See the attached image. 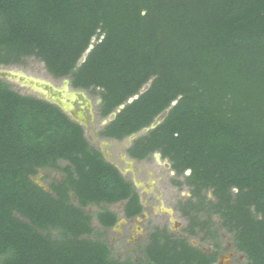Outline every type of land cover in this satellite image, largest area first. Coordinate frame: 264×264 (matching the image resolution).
<instances>
[{
	"label": "trees",
	"instance_id": "16d2710c",
	"mask_svg": "<svg viewBox=\"0 0 264 264\" xmlns=\"http://www.w3.org/2000/svg\"><path fill=\"white\" fill-rule=\"evenodd\" d=\"M0 17V64L39 59L52 77L96 93L99 119L124 105L100 138L122 141L168 109L126 153L168 159L182 178L174 183L189 191L175 205L189 236L219 249L224 230L246 264H264V0H0ZM45 168L64 174L49 190L31 178ZM122 201L127 219L141 213L132 181L84 127L0 79V264L216 260L218 251L157 226L138 261L114 259L106 241L85 237L95 231L86 208ZM118 217L108 207L95 213L103 229Z\"/></svg>",
	"mask_w": 264,
	"mask_h": 264
},
{
	"label": "rangeland",
	"instance_id": "374dc122",
	"mask_svg": "<svg viewBox=\"0 0 264 264\" xmlns=\"http://www.w3.org/2000/svg\"><path fill=\"white\" fill-rule=\"evenodd\" d=\"M5 21L0 17V24ZM97 42L96 37L91 39L90 45L93 46ZM85 56V55H84ZM0 68H8L11 70H20L26 73L28 76L43 79L49 81L55 87H61L63 79H57L52 77L44 67V63L35 57H26L20 64L17 65H2ZM69 79V78H68ZM9 84L12 88L24 95L35 96L40 99H44L40 93L36 92L30 87L23 86L22 84L11 80L2 79ZM69 86L70 80H69ZM149 86V82L142 88L141 92L145 91ZM83 93L84 97L76 99L74 102V109L81 110L83 112L82 126L85 130V136L91 144L96 146L102 152L104 158L112 163L124 177L130 179L134 185V188L139 194L140 202L143 204L145 210L140 219H126L123 217L122 208L123 202L107 205L100 203L99 205H89L86 211L92 214V225L95 231L91 234L85 235V237L94 239L100 238L108 243L111 250V256L114 259L122 260L126 257H136L138 253L135 249L138 242H142L147 237L149 232L148 227H154L156 225H166L170 231L181 234V229L185 226L186 220L175 209V205L179 199H185L189 196V191L186 186L179 187L174 182L175 180H182L177 177L174 171L170 168V162L166 158H162L158 153H153L150 158L142 161H137L129 158L126 154V148L132 143V140L140 135L146 133V128L140 130L137 133L131 134L122 141H118L111 138L102 139L98 136L99 130L104 125V120L109 121V118L114 116H108L105 119H99L97 115V105L99 104V97L96 93H92L89 90L76 89ZM168 109L160 113L153 121L152 124H159L166 116ZM72 119V118H71ZM73 120V119H72ZM84 121V122H83ZM65 162H61L63 164ZM186 174L187 171L185 172ZM32 180L40 184L45 190H49V184L51 182H60L64 178V174L53 168H45L39 170L37 175L31 177ZM211 197V194H207ZM73 201L75 196L71 195ZM108 207L112 211L119 213V220L116 225L109 229H103L98 224L95 213L100 209ZM123 222L119 223L120 221ZM216 218H213L215 220ZM218 222V221H216ZM224 235L222 237L223 249L228 246L225 236L228 235L224 230H221ZM45 233V232H43ZM53 234L57 232L53 231ZM133 239L138 242H133ZM191 242L199 244L197 237H192ZM204 248H210L207 243L202 244ZM230 248L227 249L229 251ZM244 257V256H243ZM224 264H230L229 261Z\"/></svg>",
	"mask_w": 264,
	"mask_h": 264
},
{
	"label": "bare ground",
	"instance_id": "6f19581e",
	"mask_svg": "<svg viewBox=\"0 0 264 264\" xmlns=\"http://www.w3.org/2000/svg\"><path fill=\"white\" fill-rule=\"evenodd\" d=\"M0 76L14 80L23 86L32 88L36 92L40 93L44 98L59 103L63 109L72 111L73 115L79 120H83V112L81 110L74 109L75 100L80 99L81 96L84 97L82 92L70 91L66 85L62 87L66 93H64V91L60 92V88L55 87L49 81L28 76L26 73L20 70L0 68ZM121 222H123V219L119 223ZM222 261L223 259L221 260V263Z\"/></svg>",
	"mask_w": 264,
	"mask_h": 264
},
{
	"label": "flooded vegetation",
	"instance_id": "af4514ba",
	"mask_svg": "<svg viewBox=\"0 0 264 264\" xmlns=\"http://www.w3.org/2000/svg\"><path fill=\"white\" fill-rule=\"evenodd\" d=\"M128 137V136H127ZM126 138V137H125ZM124 138V139H125ZM130 146V145H129ZM128 146V147H129ZM127 149V148H126ZM155 154L156 153H158V152H154ZM127 154V153H126ZM159 155H160V153H158ZM127 156H128V154H127ZM161 156V155H160ZM129 157V156H128ZM129 158H131V157H129ZM132 159V158H131ZM133 160H136V159H133ZM137 161H142V160H137ZM171 168V167H170ZM210 193V192H209ZM211 194V193H210ZM139 195V194H138ZM123 202V201H122ZM139 202H140V199H139ZM140 204H141V206H142V211H141V213L140 214H138V215H136L135 217H133V218H130V219H134V218H138V219H140V217L142 216V214L144 213V210H145V208H144V206H143V204L140 202ZM123 207H124V202H123ZM122 214H123V208H122ZM123 217H124V214H123ZM124 218H126V217H124ZM213 218H216L215 220H213V221H219L218 220V218L216 217V216H214ZM127 219V218H126ZM118 220H119V217H118V219H117V222H118ZM116 225V224H115ZM186 225H187V222L185 223V226L181 229V234H178V233H175V232H173V231H170L169 229H168V227L166 226V225H163V226H161V225H156L157 227H159L160 229H163L164 227H166L167 228V230L169 231V232H171V233H174V234H176L177 236H179V237H186V238H188V242L191 244V245H193V246H195V247H197V248H199L203 253H206V254H210V253H215L216 251H218V254H217V257H216V260L212 263V264H224L225 262H228L229 261V263L230 264H246V255L244 254V253H242L241 251H239V250H237L234 246H233V244H232V238H231V235L230 234H228L227 236H225V238H226V240H227V243H228V246H226V250H225V248L223 249V244H222V237H224V235L225 234H223L222 233V231H220V238H219V245H220V247H219V249H216L215 248V242H213V241H211V240H207V241H202L198 236H189L188 235V233L187 232H185L184 231V228L186 227ZM156 226H154V227H148V230H149V232H148V234H147V237L145 238V240H143L142 242H138V241H136V240H133V242H138V245L136 246V251L138 252V253H142L141 255L140 254H136V257L133 259L134 261H138V259H139V257H142L143 256V247L145 246V244L149 241V236H150V232L156 227ZM192 237H197V239H198V242H199V244H195V243H193V242H191V238ZM204 243H207V244H209L210 245V248H204V246L202 245V244H204ZM137 244V243H136ZM228 248H230V250L229 251H227V249ZM244 256V257H243ZM133 258V257H132ZM223 259V261H222V263H221V260Z\"/></svg>",
	"mask_w": 264,
	"mask_h": 264
},
{
	"label": "water",
	"instance_id": "95a60500",
	"mask_svg": "<svg viewBox=\"0 0 264 264\" xmlns=\"http://www.w3.org/2000/svg\"><path fill=\"white\" fill-rule=\"evenodd\" d=\"M92 48V46L91 45H89V47L87 48V50H86V52L84 53V55L86 56V54L89 52V50ZM82 56L81 57V59L79 60V63H81L82 61H84V59H85V56ZM0 79H9V78H6V77H3V76H0ZM64 85H66L69 89H70V91H77V92H80L79 90H76V89H74V88H70V86H69V79L68 78H64L63 79V84H62V86L61 87H59L60 88V92H62V91H64V93H66L65 92V90L64 89H62V87L64 86ZM48 86V85H47ZM140 93H142L141 91H140ZM135 98H137V95H135V96H133V97H131V98H129L128 100H127V103H130L133 99H135ZM46 101H48V102H50V103H53V104H55V105H57L62 111H64L70 118H72L74 121H76V122H78L79 124H83L82 122H80V120L78 119V118H76L74 115H73V113H72V111H68V110H65V109H63L62 108V106L59 104V103H57V102H55V101H53V100H49V99H47V98H44ZM175 104V101L174 102H172V105H174ZM123 104L121 105V106H119V108L116 110V111H114V112H112L111 113V115H113L114 117H115V115H116V113L121 109V108H123ZM111 115H109V117L111 116ZM113 117V118H114ZM112 118V119H113ZM111 118H109V121L110 120H112ZM105 122H104V124L106 123V119L104 120ZM156 126V124H151L149 127H147L145 130L146 131H148L149 129H151V128H154ZM190 171L188 170L187 171V173H189ZM40 185V184H39ZM41 186V185H40Z\"/></svg>",
	"mask_w": 264,
	"mask_h": 264
}]
</instances>
